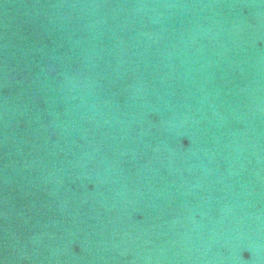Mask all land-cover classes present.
Returning a JSON list of instances; mask_svg holds the SVG:
<instances>
[{
  "label": "water",
  "instance_id": "water-1",
  "mask_svg": "<svg viewBox=\"0 0 264 264\" xmlns=\"http://www.w3.org/2000/svg\"><path fill=\"white\" fill-rule=\"evenodd\" d=\"M0 264H264V0H0Z\"/></svg>",
  "mask_w": 264,
  "mask_h": 264
}]
</instances>
